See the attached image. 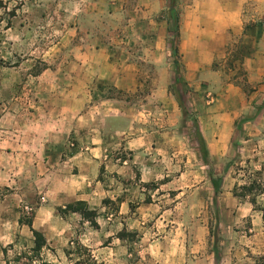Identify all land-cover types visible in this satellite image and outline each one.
Segmentation results:
<instances>
[{"label":"crops","instance_id":"crops-1","mask_svg":"<svg viewBox=\"0 0 264 264\" xmlns=\"http://www.w3.org/2000/svg\"><path fill=\"white\" fill-rule=\"evenodd\" d=\"M101 2L126 18L115 35H94L86 12L54 63L14 66L0 103V264H73L80 245L102 264H264V0H178L209 164L170 91L166 0ZM77 203L95 225L60 213ZM33 231L42 260L27 259Z\"/></svg>","mask_w":264,"mask_h":264},{"label":"rangeland","instance_id":"rangeland-1","mask_svg":"<svg viewBox=\"0 0 264 264\" xmlns=\"http://www.w3.org/2000/svg\"><path fill=\"white\" fill-rule=\"evenodd\" d=\"M0 7V103L2 110H6L4 106H8L9 100L13 97L12 84L14 82V66L24 64L25 60H32L34 73L54 63L49 60L50 56L60 48L59 44L62 38V31L73 26L80 18L86 19L85 13L88 12L92 33L102 37L109 38L115 35L114 29L111 27L114 21L123 24L126 20L124 16L114 15L109 11L110 8L104 7L102 0H95L96 5H90V0H2ZM133 4H131L132 6ZM130 9H132L129 6ZM180 10V8H179ZM167 8L159 15L161 19L168 21ZM118 16V17H116ZM106 26L104 27V25ZM79 25V24H78ZM119 28V27H118ZM170 61L171 67L175 74L174 58L171 49L172 34L169 37ZM236 48L232 58L227 64L228 69L234 68V63L240 59V52ZM180 71L182 75L183 64L180 55L178 57ZM218 69V66H216ZM176 76V75H175ZM243 76V75H242ZM177 78V76H176ZM175 78V80H176ZM240 83V82H239ZM245 93L251 91L250 87H243ZM22 92L24 89L21 90ZM172 95L182 98L189 118L182 124V128L192 130L193 119L196 118V111L190 105V101L194 97V87L184 82L180 85L175 81L170 89ZM112 97V94L108 95ZM214 95H210L213 97ZM177 100V98H176ZM189 122V126H186ZM212 170V169H211ZM30 216L27 217L26 221ZM135 236L132 240H135ZM73 264H102L101 259L95 261L92 252L80 245L73 252ZM22 257L11 254L10 258L20 264H30L24 261ZM30 259H40V253H33L28 256ZM42 264V263H38Z\"/></svg>","mask_w":264,"mask_h":264},{"label":"trees","instance_id":"trees-1","mask_svg":"<svg viewBox=\"0 0 264 264\" xmlns=\"http://www.w3.org/2000/svg\"><path fill=\"white\" fill-rule=\"evenodd\" d=\"M3 1L0 0V7L2 5ZM166 8L168 11V24H169V32L172 34V40H171V49H172V54L174 56V58H176V60L174 61V65H175V70H176V80L175 82L177 84H182L183 83V79H182V75H181V71H180V66H179V61H178V57H179V42H180V10H179V3L178 0H166ZM178 104L180 106V109L182 111V114L184 116V118L188 119L189 118V114L186 110V107L184 105V102L182 101V98L178 95H176ZM193 127H194V131H195V139L198 145V149H199V153L203 159V161L206 164H209V154L207 151V147H206V143L205 140L201 134L200 131V126L198 123L197 118L193 119ZM211 175H213V170H211L210 172ZM60 213L62 214H66L68 212H79L81 213L86 219H89L92 221V223L95 225L94 223V218L96 217V214L94 212H90L88 211L87 207L83 204V203H77L75 205H70L68 206L65 210H59ZM26 223L31 226V222L30 221H26ZM35 240H36V247L34 249V253H40L42 251V249L46 246V241L44 239V237L39 234L36 231H33ZM121 238H126L132 241V239L134 238L133 234H128V233H122L120 234Z\"/></svg>","mask_w":264,"mask_h":264}]
</instances>
